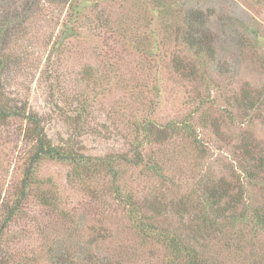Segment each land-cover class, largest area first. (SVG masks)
Masks as SVG:
<instances>
[{"label":"trees","instance_id":"16d2710c","mask_svg":"<svg viewBox=\"0 0 264 264\" xmlns=\"http://www.w3.org/2000/svg\"><path fill=\"white\" fill-rule=\"evenodd\" d=\"M66 1L68 21L62 23L51 52L61 49L64 42L70 44L81 38V27L95 26L97 33L102 32L97 40H103L104 45L101 48L96 41L95 51L102 61L97 69L86 70L88 82L96 84L97 76H101L117 84V80L123 78L125 65L130 63L136 71L133 76L136 84L132 89L146 96V112L131 125L132 156L87 155L76 148L75 139L54 144L41 120L8 97L2 76L9 64L7 47L10 39L17 36L12 31L26 24L27 19L33 20L37 0H22L23 5L0 0V126L20 122L22 128L16 138L23 143L20 155L13 162L17 177L9 183L5 194L0 190V264H110L106 256L100 255L105 251L99 249L104 240L95 225L82 229L83 238L81 235L78 243L84 239L83 253L69 249L65 243L58 247L53 239L48 259L41 261L36 252L28 257L15 243L18 232L14 226L25 220L33 199L50 213L49 217L68 222L71 230L76 209L68 210L65 192L74 186L84 187L96 208L101 205L98 184L103 182H109L105 191L115 196L126 224L137 232L142 247L143 244L144 247L160 245L168 252L169 256L160 264H218L215 253H210L219 235L224 232L245 234L244 239L264 233V154L258 151L249 132L242 131L236 146L231 144V139H225L226 148L234 146L232 153L225 149L228 168L225 175L212 174L210 167L200 175H195L190 167H178L175 171L169 167L181 163L179 157L183 153L175 151L172 145L188 141V147L195 151L197 142L203 146L199 129L211 128L218 137L225 128L226 134L244 124L243 111H253L261 103L260 97L254 100L246 91L239 94L231 91L225 95L227 109L220 110L218 116L213 114V108L219 105L210 91L211 83L203 66L215 59L217 52L207 24L192 21L187 15L180 17L175 0H109L112 8L121 7L126 11L125 17L120 19L113 17V13L100 18L99 13L106 11L98 9L102 0ZM133 54L137 56L135 61L130 60ZM185 84H193L194 88L195 84H204L207 94L196 93L198 102L188 97L182 104L185 113L175 110L176 114L169 117L164 111V122H158L153 114L160 113L163 103L177 101L179 92L185 91ZM224 94L220 91L218 100H222ZM91 96L78 95L73 102L74 124L82 127L87 124L84 115L94 104ZM147 113L149 115H145ZM154 146L160 148L158 152L146 155ZM170 148L174 150L172 158L167 154ZM202 154L205 160L207 154ZM47 164L68 167L65 187L41 176ZM136 171L142 172L144 178L158 188L146 191L139 184L135 189L136 179L143 178H138ZM171 219L177 221L163 226ZM229 248L243 249L232 245Z\"/></svg>","mask_w":264,"mask_h":264},{"label":"rangeland","instance_id":"374dc122","mask_svg":"<svg viewBox=\"0 0 264 264\" xmlns=\"http://www.w3.org/2000/svg\"><path fill=\"white\" fill-rule=\"evenodd\" d=\"M11 1L13 4L15 2L24 4L22 0ZM66 2V0H37L31 18L33 20L27 19L26 24H21L18 30L12 31V33L16 32L17 36L10 39V46L7 47L9 64L2 75L7 87L6 93L12 101L18 103L19 107L35 114L41 120L48 137L54 144L75 139L78 145L76 148L87 155L132 156L134 149L130 144L131 125L146 112L144 107L146 96L132 89L136 84L133 79L136 73L135 66H131L130 63L125 65L123 78L117 80V84L101 76H97L96 84L88 82L86 70L91 67L97 69L100 67V60L102 61L95 51L96 44L98 42L101 48L104 45L103 40H97V35L102 32L97 33L95 26L89 24L84 28L81 27V38L72 40L70 44L69 41L64 42L61 49L51 52L52 45L61 32L62 23L68 21L69 10L67 5H64ZM174 2L176 11H181L180 17L185 18L187 15L192 21L199 23L204 21L207 29L213 33L214 42L217 43H215L217 52L215 59L203 66L207 73L206 77L211 83L210 91L219 105L218 108H213V114L218 116L220 110L227 109L225 95L230 94L231 91L237 94L246 91L254 100L260 97L261 103L255 110L243 111L242 126L233 127L226 134L223 128L221 137H217L211 128L199 129V139L203 146L197 142L194 145L195 151L188 147L190 144L188 141L177 142L178 146L172 145L175 151L183 152L179 157L181 163L169 166L172 171L178 170V167H190L195 175L198 173L200 175L210 167L212 174L225 175L228 169L225 166V149L228 153H232L234 146L239 144L242 131L249 132L254 137L258 151L264 154V0H175ZM99 6V10L106 9L105 12L99 13L100 18L111 16L112 13L113 17L116 16L118 19L125 17L126 11L121 7L112 8L109 0H102ZM102 12L104 14H101ZM191 13H195L194 17L190 16ZM113 17L112 19H117ZM103 36L104 34L101 38ZM135 59L137 56L133 54L130 60L135 61ZM195 85L196 88L193 84L189 86L185 84L183 88L185 91L179 92L177 101L170 100L166 104L163 103L160 113H154L153 117L158 122H164V111L169 117L176 114L175 110L185 113L186 109L182 104L187 102L188 97L191 96L197 101L196 93L199 92L202 96L207 94L204 84ZM220 91L225 93L222 100H218ZM78 95H92L91 100L94 101L88 114L85 112L84 119L87 120V124L84 127L72 121V104ZM148 113L145 115H152ZM21 128L22 124L18 121L0 126V190H3L4 194L12 179L17 177L13 162L20 155L23 147V143L18 142L16 138ZM225 139H231L233 141L231 144L234 146L226 148ZM159 149L154 146L146 155L151 151L156 153ZM167 151L172 158L174 150L170 148ZM202 152L207 154L205 160ZM67 172L68 167L47 164L42 168L41 176L47 181L51 179L52 182L65 187ZM136 172L138 178L140 176L143 178L136 179L135 189L139 184L146 191L158 188V185L155 186L146 180L142 172ZM108 183L98 184L97 194L101 196V205L96 208L87 195L88 190H83L84 187L74 186L73 189H67L64 194V200L69 203L67 208L76 209L71 230L68 222L64 223L61 220L59 222L56 218L49 217L50 213L33 199L27 209L25 220L14 226V230L18 232L15 243L19 244V250L28 257L36 252L38 259L44 261L48 259L50 241L54 239L56 240L54 244L58 247L65 243L69 249L83 253L81 244L84 239L81 240V244L78 243L81 235L83 238L82 229L88 225H95L104 240L99 249L100 252L101 249L105 250V254L100 255L106 256L110 264H160L167 259L169 254L161 249L160 245L144 247L143 244L142 247L137 232L126 224L115 196L110 194L109 190L105 191ZM176 221V219L167 220L163 226ZM234 235L239 236L241 240ZM243 235L245 234L232 232L219 235L210 253V255L215 253V262L264 264V233L256 237L245 236L244 239ZM229 245L243 249H230Z\"/></svg>","mask_w":264,"mask_h":264}]
</instances>
